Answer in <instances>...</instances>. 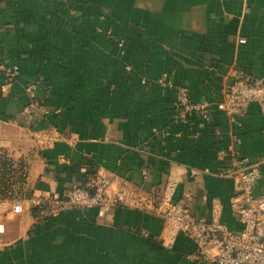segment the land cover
Returning a JSON list of instances; mask_svg holds the SVG:
<instances>
[{
    "label": "crops",
    "instance_id": "1",
    "mask_svg": "<svg viewBox=\"0 0 264 264\" xmlns=\"http://www.w3.org/2000/svg\"><path fill=\"white\" fill-rule=\"evenodd\" d=\"M0 61L18 70L11 84L0 70V153L4 180L23 198L19 214L0 209V264H209L183 232L168 246L154 211L28 206L96 169L114 186L157 192L173 178L175 201L206 217L219 203L221 221L238 230L234 180L214 173L233 142L261 162L254 194H264L258 104L217 106L238 72L264 78V0H0ZM174 84L209 100L210 119L173 123Z\"/></svg>",
    "mask_w": 264,
    "mask_h": 264
},
{
    "label": "built area",
    "instance_id": "2",
    "mask_svg": "<svg viewBox=\"0 0 264 264\" xmlns=\"http://www.w3.org/2000/svg\"><path fill=\"white\" fill-rule=\"evenodd\" d=\"M245 42V38H238ZM7 83L15 81L16 65L0 61ZM163 82V80H160ZM176 101L172 121L178 127L192 124L194 117L208 120L211 117V103L207 99L192 100L182 84H174ZM251 102H256L264 116V78H253L238 72L227 85L223 98L217 106L226 112L246 111ZM157 131L154 128V131ZM198 137V131H193ZM214 173L234 180V193L230 197L231 212L241 223L238 230L230 228L220 219L219 203L211 207L208 217L192 212L186 203L175 201L173 194L177 181L168 178L160 192L139 188L123 179L114 186V178L96 169L87 173L81 182H72L61 191L40 193L27 198L30 208L42 215H56L64 210L96 207L99 216L112 212L117 205L136 206L154 211L167 228V242L171 247L179 232L190 236L196 244L198 255L209 264H264V194H254V186L261 175L260 161L252 162L245 155L236 153L233 142L230 153L222 157ZM25 167L21 170L24 176ZM10 206L12 213L23 210V198H0V209ZM1 229V228H0Z\"/></svg>",
    "mask_w": 264,
    "mask_h": 264
},
{
    "label": "trees",
    "instance_id": "3",
    "mask_svg": "<svg viewBox=\"0 0 264 264\" xmlns=\"http://www.w3.org/2000/svg\"><path fill=\"white\" fill-rule=\"evenodd\" d=\"M5 162H8V161L5 158H3V154L0 153V184L3 185L4 187L8 186V183L4 180V177H5L4 175L5 173H7V170H5L2 165Z\"/></svg>",
    "mask_w": 264,
    "mask_h": 264
},
{
    "label": "rangeland",
    "instance_id": "4",
    "mask_svg": "<svg viewBox=\"0 0 264 264\" xmlns=\"http://www.w3.org/2000/svg\"><path fill=\"white\" fill-rule=\"evenodd\" d=\"M15 187H11V189H9L8 186H3L0 184V196H7V197H12L15 194Z\"/></svg>",
    "mask_w": 264,
    "mask_h": 264
}]
</instances>
